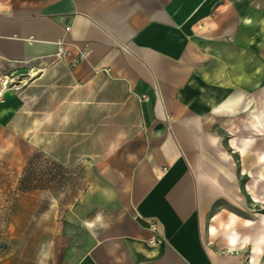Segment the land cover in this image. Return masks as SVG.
<instances>
[{
    "label": "crops",
    "instance_id": "0c3cea01",
    "mask_svg": "<svg viewBox=\"0 0 264 264\" xmlns=\"http://www.w3.org/2000/svg\"><path fill=\"white\" fill-rule=\"evenodd\" d=\"M5 66L20 81L0 96V157L75 177L70 264H259L264 0H0ZM212 124L239 126L250 179L203 169Z\"/></svg>",
    "mask_w": 264,
    "mask_h": 264
},
{
    "label": "rangeland",
    "instance_id": "374dc122",
    "mask_svg": "<svg viewBox=\"0 0 264 264\" xmlns=\"http://www.w3.org/2000/svg\"><path fill=\"white\" fill-rule=\"evenodd\" d=\"M18 81L20 76L14 67H0V96ZM233 127L218 124L201 126L202 131L214 137L205 146L203 169L206 172L221 170V176L235 170L237 181L243 183L250 178L241 175L238 169L248 165V159L239 158L230 145V138L242 136L239 126H236L237 130ZM8 160V157H0V264L72 263L76 238L70 231L65 233L67 221L62 216L70 210L74 192H78L73 188L75 177L71 173L66 174L64 183H58L56 165L40 154H35L22 172H15ZM216 219L214 217L211 222L217 223ZM206 221L211 223L210 217ZM18 231L24 235H19ZM40 232H43L42 236L31 235ZM258 263L263 264L264 257L258 259Z\"/></svg>",
    "mask_w": 264,
    "mask_h": 264
},
{
    "label": "built area",
    "instance_id": "2783aa9c",
    "mask_svg": "<svg viewBox=\"0 0 264 264\" xmlns=\"http://www.w3.org/2000/svg\"><path fill=\"white\" fill-rule=\"evenodd\" d=\"M88 53H89V47L87 45L79 47L76 56L70 59V64L74 65L81 60H85L87 58ZM56 55L61 59L69 55V51L64 47V43L62 41H58ZM144 222L146 223L148 229L151 231V235L148 238L147 242L149 244H156L160 242V238L158 237L157 234L158 231L157 222L153 219H148V218H144Z\"/></svg>",
    "mask_w": 264,
    "mask_h": 264
}]
</instances>
